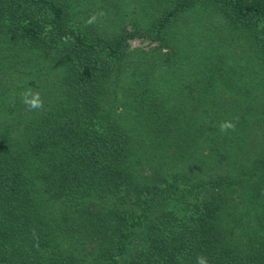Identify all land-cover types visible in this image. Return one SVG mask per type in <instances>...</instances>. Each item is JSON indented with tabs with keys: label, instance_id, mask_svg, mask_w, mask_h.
Returning a JSON list of instances; mask_svg holds the SVG:
<instances>
[{
	"label": "trees",
	"instance_id": "obj_1",
	"mask_svg": "<svg viewBox=\"0 0 264 264\" xmlns=\"http://www.w3.org/2000/svg\"><path fill=\"white\" fill-rule=\"evenodd\" d=\"M24 73L0 264H264V0H0V77Z\"/></svg>",
	"mask_w": 264,
	"mask_h": 264
},
{
	"label": "rangeland",
	"instance_id": "obj_2",
	"mask_svg": "<svg viewBox=\"0 0 264 264\" xmlns=\"http://www.w3.org/2000/svg\"><path fill=\"white\" fill-rule=\"evenodd\" d=\"M106 22L102 25V27L108 33H111V31H113L114 28L117 25H119L118 22L113 23V24H109V22H107V23ZM127 27H128V30H132V27H130L129 25ZM129 42H130L131 48H133V49H143V50H146V51L149 50L152 47H156L157 46V44L152 42L151 39L148 38V37H140V36L138 37L137 36L136 38L131 39ZM26 76H27L26 73H24L23 75H15L14 77H11V79L14 80L13 82H12V80L5 79L2 76L0 77V79L2 80L1 81L2 82V86H6L7 87V86H10L12 84H17V85L22 86L25 89V91H28V89L31 86V84L29 85V80H28L26 86L24 85V83H20V80L23 79ZM21 91L22 90H18L17 93H19ZM37 91H38L37 88H35L34 93L32 95L37 94ZM28 93H30V92L28 91Z\"/></svg>",
	"mask_w": 264,
	"mask_h": 264
},
{
	"label": "clouds",
	"instance_id": "obj_3",
	"mask_svg": "<svg viewBox=\"0 0 264 264\" xmlns=\"http://www.w3.org/2000/svg\"><path fill=\"white\" fill-rule=\"evenodd\" d=\"M30 93H26L24 95V103L29 107L30 110L39 109L43 107L42 101L39 99V94L31 95V99L28 96ZM229 129H234V124L230 121L222 122L220 125V131L225 132ZM198 264H208L207 258L200 256L197 258Z\"/></svg>",
	"mask_w": 264,
	"mask_h": 264
}]
</instances>
